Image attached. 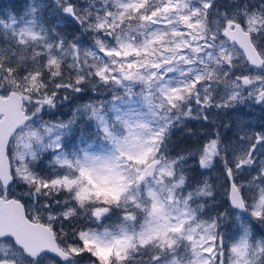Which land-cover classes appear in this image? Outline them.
<instances>
[{
  "label": "snow or ice",
  "instance_id": "obj_1",
  "mask_svg": "<svg viewBox=\"0 0 264 264\" xmlns=\"http://www.w3.org/2000/svg\"><path fill=\"white\" fill-rule=\"evenodd\" d=\"M54 2L92 33L94 47H83L77 38L68 40L55 29L49 31L39 22L34 0H29L21 16L0 18L5 43L30 51V60L18 67L4 59L16 52L0 47V95L19 93L24 113L23 123L11 130L7 140L0 137V201L23 208L24 217L33 223L45 220L57 243L30 245L15 230L0 228V264H79L84 255L87 264H264V240L249 237L245 225L238 238L226 243L218 231L219 217L202 218L203 204L197 200L211 197L213 186L206 179L186 190L182 171L188 155L198 156L202 169H210L219 159L232 205L250 209L251 217L264 223V158L246 183L237 180L257 164L259 152L264 151V131H250L245 121L237 119V139L232 144H225L216 132L187 155L169 158L162 150L170 130L185 118L208 121L210 108L227 110L248 101L264 106V4L255 10L244 4L229 13L215 8V0H89V7L82 10L70 0ZM190 24L199 27L193 31ZM193 36L198 38L190 39ZM133 49L137 54L131 57L118 55ZM131 63L139 67L129 72L123 66ZM240 68L256 71L235 74ZM85 85H120L125 95L141 98L139 108L113 109L115 122L124 126L123 143L113 135L112 117L105 114L104 106L86 105L81 111L97 122L104 140L116 145L108 157L90 156V149L83 155H65L62 128L32 126L33 117L54 108L58 98L66 100L68 93L83 91ZM135 85L141 87L139 93ZM143 137L152 140L145 145ZM145 146L152 148V161L158 163L147 172L143 166L141 172L133 171L137 166L123 153L133 154ZM48 148L57 153L50 162L53 174L42 177L32 163ZM90 180L101 185L119 180L122 194L117 199L98 196ZM21 183L28 197L23 203V197L10 198ZM85 205L91 223H102L113 209L121 210L118 230L101 232L76 225L72 242L66 244L64 225ZM142 208L152 220L139 233L129 234ZM57 209L63 214L58 216ZM180 225L179 231H168ZM89 241L96 248H113L114 254L102 260L94 248L86 247Z\"/></svg>",
  "mask_w": 264,
  "mask_h": 264
},
{
  "label": "rangeland",
  "instance_id": "obj_2",
  "mask_svg": "<svg viewBox=\"0 0 264 264\" xmlns=\"http://www.w3.org/2000/svg\"><path fill=\"white\" fill-rule=\"evenodd\" d=\"M12 1L13 0H0V18L7 20L15 16L13 12ZM70 2L76 5L77 8L81 10L89 7V3H88L89 0H70ZM34 3L39 5V13L41 11L46 12L47 15H44L43 18L44 19L46 18L47 23H45L44 21L43 22L39 21V22L43 24L49 31H51L52 29H55L57 31L56 29L57 27L60 28L61 26H65L66 23H64L63 20L65 21L68 19L70 22V26L75 27L76 30L73 29L74 31H72V33L73 32L75 33L74 37H72L71 39H68V38L67 39L72 40L73 38H77L79 41H81V44L83 47H86V48L94 47L93 40H92V33L85 32L79 23L74 21L72 17L63 13L60 7L57 6V4L54 2V0H34ZM28 4H29V0H22V4L21 6H19V11L21 15L23 14L25 7ZM244 4H248L250 8L255 10L259 7L260 4H264V0H215L214 7L219 9L220 12L231 13L232 11L236 10L237 6H243ZM211 11L212 10H210V12ZM187 20L188 18L185 17V22H187ZM189 27L192 28L193 31H196L199 25L190 24ZM57 32L62 34L60 30ZM64 36H68V35H64ZM197 38H198L197 36L190 37V39H197ZM0 39L5 42L2 34H0ZM142 39L143 37H140V40ZM109 43H112V41H109ZM7 46L10 47L12 50L13 48H15V46L11 44L9 45H7L6 43L0 44V47H7ZM23 51H25V53L27 52L28 54L27 61L30 60V51L27 48L23 49ZM135 54H137L135 49H133L132 51H128V52L122 51L118 53V55L125 56V57H131ZM8 55L9 53H7L4 57L5 62H7L6 58ZM123 67L127 68L129 72H132L135 69H137L139 65H137L136 63H131V64H125ZM255 71L256 70L252 68H240V69L235 70V74H240L241 72H245V74L254 75ZM83 87H84V90L81 92L68 93V99L66 100L62 98H58L56 102V106L63 103L65 107L66 106L70 107V113H64V115L61 116V115L55 114L57 111L55 109L56 106L54 108H45L44 111H42L41 113L38 114L37 117H35L34 120L36 121V123L32 126L35 128H40L47 124H55L57 127L62 128L63 135L60 137L61 152H63L65 155H68L67 152L64 150V145H65L66 140L69 138V136L75 133V130H74L75 125L80 124L81 126H83L84 122H85V125H86V122H89V124L93 127V129L98 131V138L95 140H92L89 143V147L85 150L90 149V151L88 152V155L93 156V157H108L112 154V151L114 147H116V145H114L111 140H104L99 130L97 122L94 119H91L87 115L86 112L81 114V111H83L86 105L104 106L106 110L105 114L108 115L110 113L112 117L111 123L114 125L113 135L118 136L117 139L120 140L121 143H123V138L120 137V135H122L123 133L124 126L122 124L115 122V112L113 111V109L117 106L120 107L122 110H126L129 107L139 108L140 107L139 101L141 98L138 95L137 96L125 95V91L120 85H111V86H98V85L87 86L85 85ZM134 91L139 93L141 91V87L139 85H135ZM85 92L87 93L93 92V94H95L94 95L95 99L91 100V99L85 98L84 97L86 95ZM62 96H63V93H61V97ZM80 97H83L85 99L81 100ZM117 97H122V101L116 100ZM128 101H132V103H128ZM211 109H216V108L214 107L210 108L208 110L207 115L211 113L209 112ZM222 111H223L225 123L231 125V127L227 129L229 130L230 134L234 136L233 139L229 141H228L229 135L228 137H226L227 144H232L237 139V135H236L237 119L245 121V128L250 131H253V132L264 131V106L248 101L244 104L237 105L234 108L222 110ZM84 129L86 130L85 127ZM124 135L125 136L128 135L126 129H125ZM78 138L84 139V137H82L81 135H78ZM142 140H143V143L147 145L148 143L151 142L152 137H143ZM205 142L206 140H204V143ZM56 154L57 153L54 148H48V149L43 150L39 158L32 163V167L37 162L38 163L40 162L42 165H45L47 167L49 166L52 167L50 162L52 161L54 155ZM123 155L126 156L129 160L134 161L137 167L134 168L133 171H136V172L142 171L141 166H143V172H147L148 170L154 168L155 163H158V161L156 162L152 161V155H153L152 148L147 147V146L135 150L133 154H130L128 151H125ZM228 156L231 157V153H228ZM261 158H264V151L259 152V155L257 158V164L254 166L253 171L248 175L241 173V175L237 178V180L240 183H246L245 180L249 179L251 175L255 174V170L257 169ZM217 161H219V159H217ZM214 164L212 165L210 169H205V170H209L212 172L214 182H212L211 185L213 186V190L223 187L225 189L226 195L225 193H222V195L223 197H226V200H227L228 187L225 182L224 175H223L224 167L222 169V173L220 172L218 173L213 170V167L215 166ZM35 172L37 173V171ZM45 176L47 175L46 174L42 175V177H45ZM65 179H68V177H65ZM206 179L207 177H204L201 184H203V182ZM89 182L92 183V187L96 190L95 194L98 196H102L108 199H117L122 194V188H121L119 180L115 182H106L103 185L97 184L91 180ZM25 191H26V185L22 183L17 184L14 188V196L12 197L14 198L23 197V199L21 200L24 202L25 200L28 199V197L24 195ZM245 191L247 192L248 190L245 189ZM210 199L211 197H204L203 199L197 200V204H203V209L201 212H203L204 205L207 202V200H209L208 202L215 203L214 201H211ZM148 207L151 208L152 205H149ZM246 210L247 212L245 214H239V213L234 212L233 214L229 215L228 220L222 219L223 217H219L220 223H219L218 231L221 233V236L225 240L226 243H231V240L233 237L238 238L239 233L242 231V226L244 225L246 226L249 237L251 236L248 223L251 222L250 221L251 219H254V221H256V219L251 217L250 209H246ZM41 213L44 217H47L48 215V213L43 212V210H41ZM138 216H139V222L137 223L138 227L136 226L130 227L129 234H131L132 231L139 233L140 231H142L143 227L146 226L148 222L152 220V217L148 216L145 212H144V215L139 213ZM202 218L208 219V218H216V217H209V216L203 215ZM33 219H35V217H33ZM118 226L105 227V228H101V230L100 229H93V230H99L101 232L104 231L105 229H107L108 231H117ZM182 227L183 225H180L179 227H175V228H169L168 231L169 232L179 231L180 228ZM164 235H167V232H165ZM152 238H155V237H152ZM256 240L260 241L259 239H256ZM86 247L94 248L97 255L104 261H107L114 254V251H115L113 248H96L94 243L91 241L87 242ZM87 260H88V255H84L82 258H80L79 264H87Z\"/></svg>",
  "mask_w": 264,
  "mask_h": 264
},
{
  "label": "trees",
  "instance_id": "obj_3",
  "mask_svg": "<svg viewBox=\"0 0 264 264\" xmlns=\"http://www.w3.org/2000/svg\"><path fill=\"white\" fill-rule=\"evenodd\" d=\"M21 4H22V0L12 1L13 12L17 17L21 15L19 11V6H21ZM44 15H47L46 12L44 11H41L39 13V21L40 22L44 21L45 23H47L46 18L45 19L43 18ZM63 22L66 23V25L61 26L60 28L57 27L56 29L57 31L60 30L62 34L68 35L65 36L66 38L71 39L75 35V33L74 32L72 33V31H74L73 29L76 30V28L70 26V22L68 19L65 21L63 20ZM2 43L5 42L0 39V44ZM13 50L16 52V55L11 56V53L9 52L6 61L8 62L9 60H11L13 64L19 67L27 61L28 54L27 52L25 53L23 49L20 50L13 48ZM85 93H86V95L84 96L85 98L91 100L95 99L94 97L95 94H93V92L91 93L85 92ZM85 98L80 97L81 100ZM55 109L57 110L55 114L61 116H63L64 113H70V107L68 106L65 107L63 103L57 105ZM209 112L211 113L208 115L209 116L208 121L185 118L181 125L172 128L164 141V148L162 150L165 156L169 158H174L182 154L187 155V153L194 151L197 147H201L204 144V140L212 138L210 135L216 132H219L225 144H227L226 137H228V135H229L228 141L233 139L234 136L231 135L229 130L224 127L226 123L224 121L223 111L218 109H211ZM80 126H81L80 124L75 125L74 127L75 133L71 134V136H69V138L65 142L64 150L67 152L68 155L81 154L85 149L89 147V143L92 140L98 138V131L93 129V127L89 124V122H86V125L85 122L83 123V126L86 128V130L84 129L83 126L81 127ZM188 129L191 130V133L187 131ZM78 135H81L82 137H84V139H79ZM214 165L215 166L213 167V170L215 172L222 173V169L224 167L223 164L220 161H216ZM33 169L37 171V173L40 176H42L43 174H46L47 176L53 174V167L51 166L47 167L45 165H42L40 162L39 163L37 162L33 166ZM57 170L63 171L62 169H57ZM182 171L186 176V185H185L186 190L188 189L189 184L191 185L192 188H195L197 185L201 184L204 177H207L208 183L212 184V182H214L212 172L201 168L198 162V156L188 155L186 159L183 161ZM222 193H225L226 195L225 189L223 187L213 190V194L210 200L214 201L215 203L208 202L209 200H207V202L204 205V210L202 214L209 217H223L222 219L228 220L229 215L233 213L230 211L226 197H223ZM87 207L88 205H85V208L79 211V214L76 218H74L70 222L65 223L63 232L67 234L64 237L66 244H70L72 242L71 235L74 230V226L76 225H84L92 229L101 230V228L115 227L120 224V217L123 215L121 210L113 209L109 217L103 220L102 223H91L87 220L84 214L87 210ZM61 210L62 209L60 210L57 209L56 211L58 212ZM140 213L144 215V210L141 209ZM37 221L47 225L50 229H52V226L46 223L45 220H37ZM250 221L251 222L248 221L249 222L248 225L251 231L252 238L264 240V223H261L257 219L256 221H254V219ZM131 223L132 222H130V225H132ZM134 226L138 227L137 223H135Z\"/></svg>",
  "mask_w": 264,
  "mask_h": 264
},
{
  "label": "water",
  "instance_id": "obj_4",
  "mask_svg": "<svg viewBox=\"0 0 264 264\" xmlns=\"http://www.w3.org/2000/svg\"><path fill=\"white\" fill-rule=\"evenodd\" d=\"M18 95L16 92H13L10 96L0 95V112L4 113V118L0 119V137L5 141L11 130L23 123L21 117L24 113L20 111ZM2 163L6 171L7 159H3ZM229 192L228 188V204L230 209L235 212L244 213L246 209H237L232 205ZM0 204L3 205V209L0 211V228L15 230L20 234L22 242L30 245L56 246L55 235L50 228L39 222L33 223L31 220L26 219L23 208H19L11 204V202L5 203L0 201Z\"/></svg>",
  "mask_w": 264,
  "mask_h": 264
},
{
  "label": "clouds",
  "instance_id": "obj_5",
  "mask_svg": "<svg viewBox=\"0 0 264 264\" xmlns=\"http://www.w3.org/2000/svg\"><path fill=\"white\" fill-rule=\"evenodd\" d=\"M63 214V211L61 210V211H58V213H57V215L59 216V215H62Z\"/></svg>",
  "mask_w": 264,
  "mask_h": 264
}]
</instances>
